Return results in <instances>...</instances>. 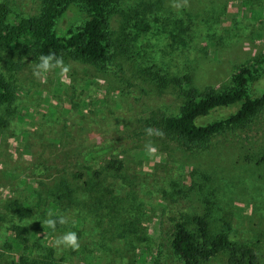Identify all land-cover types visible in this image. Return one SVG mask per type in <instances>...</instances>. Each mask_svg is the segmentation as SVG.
I'll use <instances>...</instances> for the list:
<instances>
[{
	"label": "rangeland",
	"instance_id": "rangeland-1",
	"mask_svg": "<svg viewBox=\"0 0 264 264\" xmlns=\"http://www.w3.org/2000/svg\"><path fill=\"white\" fill-rule=\"evenodd\" d=\"M1 2L24 15L40 6ZM173 2L183 0H113L110 59L63 58L70 71L56 68L45 82L32 74L36 56L0 48V73L16 92L0 105V264H183L176 225L197 232L198 216L212 234L252 250L227 248L201 264H264V110L204 147L161 124L191 93L227 88L240 66L264 55V0ZM84 19L77 5L60 29ZM263 91L264 63L251 85L252 95ZM149 126L163 138L148 137ZM94 148L100 155L85 160ZM49 212L69 223L43 227ZM67 231L77 232L79 250L54 245Z\"/></svg>",
	"mask_w": 264,
	"mask_h": 264
},
{
	"label": "trees",
	"instance_id": "trees-1",
	"mask_svg": "<svg viewBox=\"0 0 264 264\" xmlns=\"http://www.w3.org/2000/svg\"><path fill=\"white\" fill-rule=\"evenodd\" d=\"M112 1L40 0L39 10L30 15L15 13L7 2H1L0 48H13L37 58L54 52L63 58L105 63L110 59L107 28ZM77 5L85 13V19L80 25L69 26L64 33L60 25L69 10ZM263 63L264 55L251 64L240 66L227 88L202 95L191 93L178 114L163 118V129L186 144L204 147L212 137L248 124L264 110V91L259 95L251 93V85ZM15 98L12 82L0 73V105L12 103ZM231 106H237V109L226 116L207 120L218 109ZM101 151V148L90 149L84 159L93 160ZM194 220L199 232L193 231L182 220L176 225L172 246L183 264H201L202 260L210 259L227 248L233 254L241 250L243 253L252 251L245 245L232 242L224 231L212 234L205 217L198 216Z\"/></svg>",
	"mask_w": 264,
	"mask_h": 264
},
{
	"label": "clouds",
	"instance_id": "clouds-1",
	"mask_svg": "<svg viewBox=\"0 0 264 264\" xmlns=\"http://www.w3.org/2000/svg\"><path fill=\"white\" fill-rule=\"evenodd\" d=\"M188 5V0H183V2H173L172 7L174 8H183ZM39 63L35 64L32 69V74L35 78L44 81V76L56 69L59 68L61 70V75L66 76V74L70 71V65H66L64 63L63 57L57 56L54 52H49L48 54H41L39 56ZM65 82H69L65 80ZM145 133L148 137H160L163 138L164 133L162 130L153 128L151 126L145 129ZM145 150L148 155H155L158 151L155 144L151 141L145 144ZM69 223V218L62 214H54L52 212L48 213V218L42 222L43 227H47L52 229L53 231L56 230L57 224L66 225ZM54 245L58 248L62 247L65 249H71L73 251H77L80 248V238L76 231H67L62 235L58 236L55 241Z\"/></svg>",
	"mask_w": 264,
	"mask_h": 264
}]
</instances>
